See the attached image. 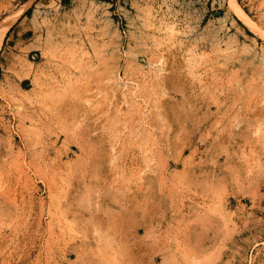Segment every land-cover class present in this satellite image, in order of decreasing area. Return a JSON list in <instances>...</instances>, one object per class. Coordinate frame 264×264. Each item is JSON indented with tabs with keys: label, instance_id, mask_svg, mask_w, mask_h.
Returning a JSON list of instances; mask_svg holds the SVG:
<instances>
[{
	"label": "rangeland",
	"instance_id": "374dc122",
	"mask_svg": "<svg viewBox=\"0 0 264 264\" xmlns=\"http://www.w3.org/2000/svg\"><path fill=\"white\" fill-rule=\"evenodd\" d=\"M230 3L0 0V264H264V36Z\"/></svg>",
	"mask_w": 264,
	"mask_h": 264
},
{
	"label": "bare ground",
	"instance_id": "6f19581e",
	"mask_svg": "<svg viewBox=\"0 0 264 264\" xmlns=\"http://www.w3.org/2000/svg\"><path fill=\"white\" fill-rule=\"evenodd\" d=\"M27 9V8H26ZM230 11L249 29L254 30L257 34L264 36L260 30L257 29L255 23L253 22V20L239 7L238 3L236 0H231L230 3V7H229ZM26 11V10H24ZM22 11L14 16H10L8 18H6L3 22H1L0 24V51L1 48L3 46V43L5 41V38L7 36V34L9 33V31L15 26V24L18 22V20L20 19V17L22 16ZM149 15V14H148ZM149 17V16H148ZM151 19V18H150ZM221 20V19H220ZM168 30H170V32L173 34L174 33V27L169 26ZM176 32V31H175ZM173 37V35H172ZM164 63L163 58H160L158 60V64L162 65ZM123 88H126L125 85H119ZM140 172V171H138ZM143 173V172H142ZM136 175V173L134 174ZM139 175V174H138ZM137 175V176H138ZM136 176V177H137ZM141 176V175H139ZM141 178V177H139ZM138 178V179H139ZM137 180V179H136Z\"/></svg>",
	"mask_w": 264,
	"mask_h": 264
},
{
	"label": "crops",
	"instance_id": "0c3cea01",
	"mask_svg": "<svg viewBox=\"0 0 264 264\" xmlns=\"http://www.w3.org/2000/svg\"><path fill=\"white\" fill-rule=\"evenodd\" d=\"M9 17H10V16H9ZM7 18H8V17H7ZM10 31H11V30H10ZM10 31H9V32H10ZM7 35H8V34H7ZM6 37H7V36H6ZM5 39H6V38H5ZM6 41H9V37H7V40H6ZM3 44H4V43H3Z\"/></svg>",
	"mask_w": 264,
	"mask_h": 264
}]
</instances>
